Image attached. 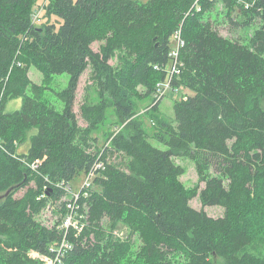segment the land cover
I'll use <instances>...</instances> for the list:
<instances>
[{
	"label": "trees",
	"instance_id": "1",
	"mask_svg": "<svg viewBox=\"0 0 264 264\" xmlns=\"http://www.w3.org/2000/svg\"><path fill=\"white\" fill-rule=\"evenodd\" d=\"M217 1L198 0L196 9L195 0H49L45 15L56 21L36 24L37 0H0V264H42L31 251L49 253L61 235L37 215L54 200L64 212L62 198L69 194L58 183L84 174L98 159L105 168L79 199L85 225L78 236L69 232L75 244L61 264H121L129 244L112 231L127 214L143 236L141 254L149 264H167L176 250L188 264H214V258L264 264L254 252L249 214L252 197L264 188V0L240 7L245 22L260 19L248 43L222 35L206 19ZM226 2L231 13L237 3ZM179 27L184 44L172 82L190 92L174 101L172 121L160 118L153 137L161 148L138 121L156 104L136 114L132 88L146 87L153 100ZM95 41H104L98 50ZM114 57L117 65L110 62ZM32 66L43 83L31 79ZM88 69L98 101L80 106L84 126L75 102ZM62 73L69 81L56 92L60 111L44 93ZM16 98L21 106L7 111ZM110 107L116 121L109 144L93 152V132ZM180 153L196 162L205 180L199 193L179 181L184 170L174 157ZM109 154L116 159L107 161ZM35 159L42 161L36 172L24 163ZM212 166L217 173L206 178ZM196 194L204 206H223L224 213L215 217L193 207Z\"/></svg>",
	"mask_w": 264,
	"mask_h": 264
},
{
	"label": "rangeland",
	"instance_id": "2",
	"mask_svg": "<svg viewBox=\"0 0 264 264\" xmlns=\"http://www.w3.org/2000/svg\"><path fill=\"white\" fill-rule=\"evenodd\" d=\"M146 2L148 0H140ZM197 0H195L194 4ZM49 0H37L35 9H40L44 5H46ZM226 0H218L215 7L208 11L206 14V19L211 20L214 26L219 30V32L224 35L228 36V38L232 40H240L241 42L248 43L250 38L252 37L254 30H256L260 25V19L255 17L251 20L250 23L245 22L248 14L241 9L239 5H235L231 11L229 12V8L226 5ZM198 9V8H196ZM245 9V8H244ZM246 10V9H245ZM46 11L43 12L42 21H47L48 19L51 21H56L55 16L47 17L45 15ZM236 22H233V21ZM104 41H95L92 47L95 50H98L100 45ZM172 49V46H171ZM110 62L114 65L119 63L117 57H114ZM29 75L31 79L37 83H43V76L41 72L35 67L32 66L29 71ZM69 74L62 73L56 74L55 79L51 82L50 88L47 89L44 93V99L49 102L51 105L58 110H62L63 102L57 96L56 92L60 91L67 87L69 81ZM189 90L187 89H180L179 91H174L173 89H168L167 94L161 99L159 102L156 103V108L152 110H148V106L153 105V100L151 93L148 94L147 88L142 85H136L132 88L133 98L136 102L135 112L136 114L143 113L144 110L147 112H153L151 115H140L138 117V121L142 129L146 131L149 136L150 141L161 148H165L166 146L158 142L153 135L158 131L159 128V120L160 118H164L168 121H172L175 114L173 109L174 101L180 98H185L189 94ZM191 94V93H190ZM98 101V92L95 90V87L91 85L90 81V70H86L83 73L82 78L80 80L79 88L77 91V97L75 102V111L78 116L79 123L81 125H86L83 117L81 116L80 106L83 104L84 101ZM21 99H11L8 101L6 105L7 111H13L16 108L21 106ZM145 111V113H146ZM155 116L158 119L157 125L151 119V116ZM141 119V120H140ZM116 117L114 113L113 107L108 108L106 119L105 121L99 125V128L93 132V136L97 137L98 142L96 143L95 147L91 150L94 152L98 148L101 149L106 144H109V139L107 135L109 131L115 128ZM105 149V148H104ZM116 155H108L107 161H114ZM174 161L183 167V173L179 177V181L183 184V186L190 191H194L196 189L197 193H199L200 189L204 187L205 180L200 175L197 170L196 162L191 159L187 154L180 153L174 157ZM217 173L216 169L212 166L210 170H208L206 178L210 175H214ZM84 175L76 176L72 181L71 185L74 188H77L80 185L81 181L83 180ZM33 184V182L31 183ZM26 188L20 189L16 196H22L25 192ZM253 201L251 207L249 208V214L251 215V224H252V234H253V241L256 243L253 248L254 252H257L264 256V188L259 189L255 192L254 196L252 197ZM60 201L54 200L50 202L45 209H43L38 215L37 219L41 221V223L47 225L48 227H57L58 219L60 214ZM190 204L198 209L204 208L206 212L211 216H220L224 213V207L220 205H203L202 201L198 194L195 196L193 195ZM130 214H127L126 218L123 219V223H119L118 227L112 231L115 237L124 243H128L129 247L126 252V255L121 259V264H149V261L141 254L142 247L144 246L145 242L143 236H141V232L137 229L134 230L130 222ZM108 232L111 233L110 229ZM214 264H222V259L214 258L212 259ZM188 264V259L186 254L181 250L173 251L172 253L167 255V264Z\"/></svg>",
	"mask_w": 264,
	"mask_h": 264
},
{
	"label": "built area",
	"instance_id": "3",
	"mask_svg": "<svg viewBox=\"0 0 264 264\" xmlns=\"http://www.w3.org/2000/svg\"><path fill=\"white\" fill-rule=\"evenodd\" d=\"M237 5L245 8L251 9L253 8L257 2V0H234ZM196 8H199L198 0L195 3ZM44 12V7L40 9H36L35 13L33 14V22L39 23L42 21V15ZM184 40L181 36V27H179L172 36V49L170 52V61L166 66L167 76L164 80L159 81L156 84V88L153 93V105L159 102L164 96L167 94L168 89H173L174 91H179L181 88L178 85H174L172 82V77L175 73L179 72L177 69L178 64H181L179 61V50L183 46ZM157 69H160L158 65L154 66ZM186 97V96H185ZM32 171H38L42 161L39 159L25 161L24 162ZM105 166L102 161H98L93 164V166L88 170L85 171L84 178L81 181L80 185L77 188H74L71 185L70 180L68 182L61 181L60 185L66 188V191L69 195L64 196L62 199L66 201V208L64 212L60 211L59 219H58V226L56 229L60 232V240L55 241L49 246V253H39L36 251H31V255L40 259L42 264H61L64 257L67 253L74 247V241L71 238H68V234L72 231L73 235L78 236L82 230L83 226L85 225L83 220L86 217V213L80 211L81 204L79 199L81 197H87L94 187L95 178L99 175L100 171L104 169ZM45 195V193L40 194L38 198H41ZM65 197H68L65 199Z\"/></svg>",
	"mask_w": 264,
	"mask_h": 264
},
{
	"label": "water",
	"instance_id": "4",
	"mask_svg": "<svg viewBox=\"0 0 264 264\" xmlns=\"http://www.w3.org/2000/svg\"><path fill=\"white\" fill-rule=\"evenodd\" d=\"M10 190H11V189H9V190H8V192H7V193H5V195H7V194L10 192Z\"/></svg>",
	"mask_w": 264,
	"mask_h": 264
},
{
	"label": "bare ground",
	"instance_id": "5",
	"mask_svg": "<svg viewBox=\"0 0 264 264\" xmlns=\"http://www.w3.org/2000/svg\"><path fill=\"white\" fill-rule=\"evenodd\" d=\"M171 52V51H170Z\"/></svg>",
	"mask_w": 264,
	"mask_h": 264
}]
</instances>
